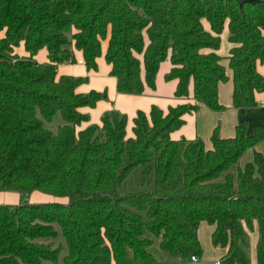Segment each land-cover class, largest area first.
I'll use <instances>...</instances> for the list:
<instances>
[{
	"label": "trees",
	"instance_id": "16d2710c",
	"mask_svg": "<svg viewBox=\"0 0 264 264\" xmlns=\"http://www.w3.org/2000/svg\"><path fill=\"white\" fill-rule=\"evenodd\" d=\"M226 25L232 105L254 107L264 91L257 71L264 0H0V189L67 198L0 203V264H154L157 251L190 258L202 253L201 220L214 225L212 243L226 247L223 264H249L244 227L256 220V259L264 264V157L254 151L252 161L239 162L264 139V126L248 135L241 122L231 138L215 128L211 149L170 137L198 103L224 110L217 85L227 76L216 51ZM105 39L119 93L154 89L169 59L165 79L177 80L175 97L187 98L192 84L194 102L138 111L132 136L126 115L114 110L77 129L89 120L79 109L104 94L77 92L86 79L57 77V65L76 63L80 51L96 70ZM20 43L28 56L14 53ZM42 48L46 63L33 58ZM57 114L62 124L53 131L46 124ZM59 233L65 245L55 242Z\"/></svg>",
	"mask_w": 264,
	"mask_h": 264
},
{
	"label": "crops",
	"instance_id": "0c3cea01",
	"mask_svg": "<svg viewBox=\"0 0 264 264\" xmlns=\"http://www.w3.org/2000/svg\"><path fill=\"white\" fill-rule=\"evenodd\" d=\"M204 27L208 29L206 21L203 22ZM264 34V33H263ZM232 44L228 41V28L224 27L220 34V46L216 53L221 57V64L225 67L227 80L219 82L217 85V100L224 107L222 111H213L202 103H198L196 110L183 115V125L171 132L170 137L173 140L200 139L204 142L206 149L212 148L211 135L216 128L221 138H231L235 135V128L241 122L247 124V134L253 133L255 126H264V91L255 93L256 105L249 108H234L232 105L233 95V73L229 68L228 55L232 48ZM107 49V39L101 42V55L97 57L96 70H88L84 65L82 54L75 51L76 63H61L57 65L56 76L70 75L74 77L85 78L86 81L79 85L77 92L87 94L91 91L103 93L104 97L98 100L93 107H81L79 110L89 116L87 122H82L77 129H83L90 124H100L101 116L108 111H117L127 117L126 133L132 136L133 118L138 111L148 113L152 106L166 111L169 107H173L184 103H193L192 84L189 86V96L187 98H177L174 95L177 80H166L165 75L171 68L169 59L160 63L155 77V87L151 89L145 87L143 93L139 95L119 93L116 89V79L110 75V66L106 63L104 54ZM205 53L210 50H204ZM14 53L19 57H26L29 54L25 51L23 43L14 48ZM47 50L42 48L33 56L38 63L48 62ZM257 71L264 77V62L257 64ZM257 151L264 157V139L260 141L253 149H248L241 156L240 165H244L247 161L253 160V153ZM36 192V191H33ZM34 194V193H33ZM39 195V194H38ZM24 195H19L17 191L0 189V203L15 204L21 202ZM32 196V195H31ZM36 197V196H35ZM63 197V196H60ZM67 198L62 201L65 202ZM56 201H61L58 199ZM40 202V201H33ZM42 202V201H41ZM248 235L247 253L249 264H257L256 246L259 240V230L257 221L253 220L252 227L245 225ZM214 225L205 220H201L197 227V237L202 247V253L196 261L190 258H181L163 254L162 257L154 264H223L221 257L226 252V247L214 245L211 240V233Z\"/></svg>",
	"mask_w": 264,
	"mask_h": 264
},
{
	"label": "rangeland",
	"instance_id": "374dc122",
	"mask_svg": "<svg viewBox=\"0 0 264 264\" xmlns=\"http://www.w3.org/2000/svg\"><path fill=\"white\" fill-rule=\"evenodd\" d=\"M60 124H62V121L60 119V116L57 114L54 117V119L52 120V122L47 123L46 126L48 128H50L51 130L56 131L57 126L60 125ZM129 179L133 182L134 185H136L138 183V181L140 180V174H139L138 168L135 169L130 174ZM34 191H36V192H33L32 191L30 193H26V195L29 194V196H26V198H22L21 199L22 200L21 202H33V201H40V202L42 201V202H45V201H56L58 199H61V201H64L66 199V197L55 196V195L48 194V193H45V192H42V191H39V190H34ZM17 193H19V195H24L25 194V193H21L19 191H17ZM57 228H58V226H57ZM55 242L56 243L61 242V243H63L65 245L64 238H63V236L60 233L57 236V238L55 239ZM65 252H66V247L61 250V254H64ZM163 254H166V253L163 252V251H157L156 252V256L158 258L162 257Z\"/></svg>",
	"mask_w": 264,
	"mask_h": 264
},
{
	"label": "water",
	"instance_id": "95a60500",
	"mask_svg": "<svg viewBox=\"0 0 264 264\" xmlns=\"http://www.w3.org/2000/svg\"><path fill=\"white\" fill-rule=\"evenodd\" d=\"M236 1L239 3L240 6H242L245 3H253L257 0H236Z\"/></svg>",
	"mask_w": 264,
	"mask_h": 264
},
{
	"label": "built area",
	"instance_id": "2783aa9c",
	"mask_svg": "<svg viewBox=\"0 0 264 264\" xmlns=\"http://www.w3.org/2000/svg\"><path fill=\"white\" fill-rule=\"evenodd\" d=\"M262 104H264V101H262ZM197 259H198V256L195 255V254H192V255L190 256V260H192V261H196ZM218 264H220V262H219Z\"/></svg>",
	"mask_w": 264,
	"mask_h": 264
}]
</instances>
